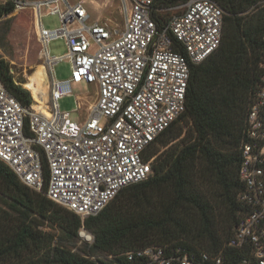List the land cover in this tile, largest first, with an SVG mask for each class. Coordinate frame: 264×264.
Returning a JSON list of instances; mask_svg holds the SVG:
<instances>
[{"label": "built area", "instance_id": "obj_1", "mask_svg": "<svg viewBox=\"0 0 264 264\" xmlns=\"http://www.w3.org/2000/svg\"><path fill=\"white\" fill-rule=\"evenodd\" d=\"M1 1L16 12L33 11L52 82L51 106L43 109L23 105L0 80V161L28 189L82 220L97 216L122 189L153 175L155 157L145 154L185 113L192 67L221 46L225 12L213 0H125L119 32L93 22L82 1ZM45 13L58 15L61 27L47 30ZM55 39L66 40V55L50 56ZM64 59L72 75L56 80L54 67ZM259 69L240 147L239 220L224 248L202 252L198 261L179 248L150 246L122 254L128 264H264V48ZM77 84L97 90L84 116L76 96L75 120L59 102L73 96Z\"/></svg>", "mask_w": 264, "mask_h": 264}, {"label": "trees", "instance_id": "obj_2", "mask_svg": "<svg viewBox=\"0 0 264 264\" xmlns=\"http://www.w3.org/2000/svg\"><path fill=\"white\" fill-rule=\"evenodd\" d=\"M213 1L225 12L221 46L192 67L185 113L145 154L155 157L148 180L122 189L101 213L82 220L28 189L0 161V264H128L122 254L150 246L179 248L200 261L202 252L224 248L241 209L240 147L261 76L264 6L242 17L240 9L254 0ZM14 11V4H0V20ZM32 78L23 88L0 61V80L25 106L33 103L26 86ZM185 123L192 126L184 135ZM159 145L167 147L160 155ZM83 231L93 237L84 249L78 248ZM100 254L111 259L99 260Z\"/></svg>", "mask_w": 264, "mask_h": 264}, {"label": "rangeland", "instance_id": "obj_3", "mask_svg": "<svg viewBox=\"0 0 264 264\" xmlns=\"http://www.w3.org/2000/svg\"><path fill=\"white\" fill-rule=\"evenodd\" d=\"M72 2L82 1L87 8L93 22H98L115 31H122L126 22V2L125 0H71ZM0 4L2 1L0 0ZM264 6V0H254L253 4L243 6L240 9L239 16L248 17L258 11V8ZM164 20L168 16H164ZM43 26L50 31H55L61 27L58 15L45 13L42 16ZM48 52L51 57H60L68 53V46L65 39H55L48 45ZM0 61L9 64L10 74L14 77V81L18 85L28 82L29 78L39 77L40 79V102L37 103L33 93H31L33 104L43 109L51 106L50 87L52 82L51 71L45 60L42 58V46L39 42L38 29L35 22L34 13L31 9H23L19 12H13L11 15L0 20ZM41 66V67H40ZM40 67V68H39ZM44 67L47 70V78L44 76ZM39 68V69H38ZM72 75V63L69 59L57 63L54 67V78L56 80H66ZM26 89V88H25ZM96 86L87 84H77L74 86V95L64 97L60 100L61 112H72L75 120L79 119V113H76V96L82 97L83 111L85 115L86 109L96 102ZM49 99V100H48ZM48 100V103L46 101ZM44 105V107L42 106ZM191 123H185V132L190 129ZM183 135V136H184ZM160 155L167 147L158 146ZM157 155V156H158ZM4 198L0 196V204H3ZM46 226H48L46 224ZM53 231L57 235L59 232L55 229L46 228ZM84 231L80 234L82 241L78 244V248L84 249V243H88L84 236ZM99 260L108 261L111 257L100 254Z\"/></svg>", "mask_w": 264, "mask_h": 264}, {"label": "bare ground", "instance_id": "obj_4", "mask_svg": "<svg viewBox=\"0 0 264 264\" xmlns=\"http://www.w3.org/2000/svg\"><path fill=\"white\" fill-rule=\"evenodd\" d=\"M44 74H45L44 76H46V78H47V70H46V67H44ZM39 82H40V79H39V77L36 76L35 78H32L28 84H26L27 87H29L30 89H32L33 96L37 100H39L38 96L40 95V92H39L40 87H38V86H40L39 85ZM48 100L46 101V103L44 105H46L48 103ZM44 105H42V106L44 107Z\"/></svg>", "mask_w": 264, "mask_h": 264}]
</instances>
